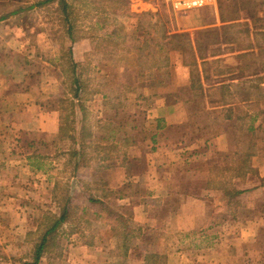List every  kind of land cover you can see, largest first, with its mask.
I'll return each instance as SVG.
<instances>
[{
	"label": "rangeland",
	"instance_id": "1",
	"mask_svg": "<svg viewBox=\"0 0 264 264\" xmlns=\"http://www.w3.org/2000/svg\"><path fill=\"white\" fill-rule=\"evenodd\" d=\"M44 1L0 0V64H6L4 58L14 51L26 58L10 77L4 78L0 72V84L6 82L3 86L8 85L19 97L25 96L26 88L36 98L34 101L45 102L47 108L52 107L47 106L49 102L54 103L62 110L59 123L64 127L69 124L63 134L71 136L77 117L63 98L71 93L72 68L76 65L70 60L71 40L87 38L95 51L100 24L118 22L123 27L120 26V36L127 38L128 46L132 35L140 33L146 38L145 22L135 19V29L136 21L130 17L115 18L113 14H120L122 9L113 10L115 6L110 2L67 0L74 9L72 13L77 12L69 19L80 31L69 39L59 5ZM149 1L163 21L168 19L166 25L171 30L175 29L176 19L192 11H173L168 0ZM38 2L43 4L37 5ZM249 2L253 11L255 5ZM148 31L149 36L159 38L160 27ZM147 50L154 52V47ZM97 65L91 62V68L83 65L77 71L81 73L83 68V72L95 76L92 66ZM105 66L112 72V61ZM121 66L125 68L122 77L129 80L133 71L126 60H121ZM114 85L111 83L110 89ZM95 87L96 83H90L88 91ZM148 103L138 104L141 106L135 108L137 114L131 115L123 101L116 109L94 102L93 116L87 119L95 126L93 137L87 140L93 145L85 154L71 138L60 133L53 135L45 130L42 136H33L0 127V264L30 263L37 239L63 207L68 210V217L56 232L57 248L46 251L38 264H143L147 254L160 255L165 264L264 262V250H258V245L264 246L263 241L245 243V226L232 222L237 210L225 206L227 199L223 194L203 199H211L210 204L200 206L207 221L204 226L192 222L198 210L194 204H187V211L178 210L181 202L198 197L202 189H210L207 181L213 186L227 180L210 171L216 165L229 166L227 143L223 141L215 155L206 154L207 163H183L177 157L170 163L165 158L167 150L152 146L150 133L140 128L145 120L142 109H147ZM53 127H58V121H52ZM190 136L187 140L195 137ZM129 141L134 144L128 145ZM230 141L239 143L240 132L231 135ZM231 182L235 188L240 186L238 179ZM183 215L185 224L181 225L179 219ZM245 245L251 253L256 251L248 258Z\"/></svg>",
	"mask_w": 264,
	"mask_h": 264
},
{
	"label": "crops",
	"instance_id": "2",
	"mask_svg": "<svg viewBox=\"0 0 264 264\" xmlns=\"http://www.w3.org/2000/svg\"><path fill=\"white\" fill-rule=\"evenodd\" d=\"M249 1L255 5L253 11L249 9L253 6ZM122 15L131 20L144 19L146 38L135 30L138 34L132 35V43L125 46L128 40L120 36L123 27L115 22L99 26L95 51L87 38L71 40L70 60L76 64L72 68L71 82L75 78L80 90L76 96L70 93L63 98L69 101L77 117L75 127L70 129L74 145L80 146L77 137L82 129L88 130L93 137L95 126L87 119L93 114L94 102L116 109L123 101L131 115L137 114L135 108L141 106L138 104L149 102L147 109L140 108L145 117L140 128L150 133L152 146L159 145L167 150L165 158L170 163L176 157L183 163H207L206 154L215 155L224 141L230 148L226 154L230 164L228 167H213L231 169L232 176H235L236 154L243 145L251 146L252 154L245 159L243 178H234L240 180V186L236 188L239 192L236 206L228 201L225 206L229 210L236 208V219L232 222L245 226V243H264V118L260 121L264 116V0H209L204 7L176 19L173 30L166 25L168 19L163 21L149 0H127L126 8L113 16ZM136 24L138 27L137 21L135 29ZM154 27H160V36L156 39L149 36L148 31ZM102 32L107 36H101ZM180 34L188 35L191 45L188 52L171 44L172 36ZM149 46L154 47V52L147 50ZM24 58L18 51L6 56V64H0L1 76L6 78L17 72L20 64L25 63ZM121 60H126L133 71L129 80L122 77L125 68L121 66ZM111 61L112 72H108L105 64ZM91 62L98 64L92 66L96 77L83 72V68L78 73L77 69L83 65L91 68ZM192 71L197 75L192 77ZM92 82L96 83V89L88 91ZM5 83L0 84V127L3 130H7V126L24 135L40 136L45 130L53 135L59 134V120L63 118L61 109L52 102L47 105L52 107L47 108L45 102L34 101L36 98L31 97L26 88L25 96L19 97L8 85L3 86ZM111 83H115L114 89H110ZM52 121H58V127L51 128ZM200 126L208 127L211 134L205 140L198 141L195 137L187 140L191 137L188 131ZM237 131L241 136L248 135L239 142L241 144L230 141V136ZM86 143L93 145L87 140ZM127 144L132 146L134 143L129 141ZM213 167H210L211 171ZM217 193L223 194L214 188L202 189L198 197L178 204V210L187 211V204H194L198 210H195L192 222L204 226L207 221L200 206L210 204L211 199L208 202L203 199ZM185 216L179 219V224H185ZM262 248V244L258 245L259 253L264 250ZM253 253L245 245L247 258ZM259 262L264 264L262 260Z\"/></svg>",
	"mask_w": 264,
	"mask_h": 264
},
{
	"label": "trees",
	"instance_id": "3",
	"mask_svg": "<svg viewBox=\"0 0 264 264\" xmlns=\"http://www.w3.org/2000/svg\"><path fill=\"white\" fill-rule=\"evenodd\" d=\"M52 1L53 2L56 1L57 4L59 5L60 10H61L62 14L64 15V19H63L64 22L63 23L65 24L66 35L69 37V39H72L73 36L78 35L80 31L77 27V24H75V21H71L69 19V17L71 16V14L77 15L76 14L77 12L72 13V11L74 9H73V7H71V5H69L67 0H46L44 2L48 3V2H52ZM101 1L113 3L114 4L113 6H115V7H112L113 10L122 9V11H123L126 8V4H127V0H101ZM41 4H43V2L37 3V5H41ZM113 21L115 22V19ZM100 26L102 27L105 25L100 24ZM170 41H171V44L179 45V47L185 52H188V48L191 46L187 34L174 35V36H172ZM191 74H193V75H191L192 77L194 75H197V73L194 71H192ZM71 84L73 85L71 87V93L73 96H76V94L80 90L79 84H77V80L75 78L72 79ZM62 103H64V101H61V104ZM65 126L66 127H64L63 124L60 125L59 133L61 135H63V137L66 136L65 138H67V139L71 138L74 142V138L72 135L67 136L66 135L67 133H65V135L63 134L64 131L68 130L67 127L69 126V124L68 125L65 124ZM249 130L251 132V129H249ZM189 132L191 135H195V138H197L199 141V140L204 139L206 136L208 137L212 131L210 129H208V127H206V126H200L197 128L190 129ZM245 137L247 138L248 135H246V136H245V134L242 135L241 140L245 139ZM89 138H90V133L88 132V130L82 129L78 135V139H79L78 145H80V148L82 149V152H81L82 154H85L86 150L88 148H91V146H92V145H89L86 143V140H88ZM241 150H242V152H240ZM250 151H251V146L245 147V145H243L241 147V149L238 151V153L236 154V161L238 163L236 162L237 164H235V167H234V171H236L235 176H232L233 171L231 169L216 167V168H213L212 170L215 171V173H217V175L219 173L220 176H222V177L224 176V178H226L227 180L219 181L218 184L213 185V186L212 185L210 186V184H212L211 181H207V184H206L207 188H214V189L222 191L223 197L228 198L227 201L231 202V204L233 206H236V203H237L236 196L239 194V192L236 191L235 183H232L231 181L236 177H238L239 179L243 178V176L245 174V159L249 158L251 156L252 153ZM190 154H192V153H190ZM194 156H195L194 158H197L196 155H194ZM225 172H226V175H224ZM227 172H231V174L227 173ZM67 211L68 210L65 207H63L61 209L58 217L53 219L51 221V223H49V225L45 228L44 232L37 239L36 244L33 246V250H34V256L32 258L33 260L30 263H23V264H38L39 259L41 258V256L46 251H51V249L57 248V246L54 243V239H56L57 230L61 227L62 224H64L67 221V217H68ZM157 261H161L162 264H165L162 257L158 254H147L143 257V264H156Z\"/></svg>",
	"mask_w": 264,
	"mask_h": 264
},
{
	"label": "built area",
	"instance_id": "4",
	"mask_svg": "<svg viewBox=\"0 0 264 264\" xmlns=\"http://www.w3.org/2000/svg\"><path fill=\"white\" fill-rule=\"evenodd\" d=\"M209 0H168L173 11L195 10L204 7Z\"/></svg>",
	"mask_w": 264,
	"mask_h": 264
}]
</instances>
